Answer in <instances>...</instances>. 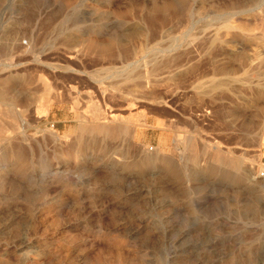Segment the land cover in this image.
I'll use <instances>...</instances> for the list:
<instances>
[{
    "label": "rangeland",
    "instance_id": "rangeland-1",
    "mask_svg": "<svg viewBox=\"0 0 264 264\" xmlns=\"http://www.w3.org/2000/svg\"><path fill=\"white\" fill-rule=\"evenodd\" d=\"M0 125V264H264V0H0Z\"/></svg>",
    "mask_w": 264,
    "mask_h": 264
},
{
    "label": "bare ground",
    "instance_id": "bare-ground-1",
    "mask_svg": "<svg viewBox=\"0 0 264 264\" xmlns=\"http://www.w3.org/2000/svg\"><path fill=\"white\" fill-rule=\"evenodd\" d=\"M218 38V37H217ZM146 79V78H145ZM148 80V79H147ZM147 80H145V81H147ZM150 83V81L148 80L147 81V83L146 84H149ZM152 83V82H151ZM144 83H142L141 85H143ZM153 84V83H152ZM151 84V85H152ZM135 85V84H134ZM137 86H135V87H138V86H141L140 84H136ZM144 86V85H143ZM150 87V86H149ZM139 88V87H138ZM137 88V89H138ZM141 88V87H140ZM149 89V88H148ZM142 90H143V87H142ZM145 90V89H144ZM139 91V90H138ZM141 91V90H140ZM148 91V90H147ZM145 92V91H144ZM141 94V93H140ZM145 94V93H144ZM12 100H14V99H12ZM137 101V100H136ZM10 107H12V106H14V102L13 101H11V104L9 105ZM12 109V108H11ZM96 111V112H95ZM41 114L42 113H44V112H40ZM94 117L95 118H97V119H99L101 116L99 115V111H98V109L97 110H94ZM106 119V118H105ZM101 120V119H100ZM97 121V120H96ZM109 121V120H108ZM111 121V120H110ZM112 122V121H111ZM104 123V122H103ZM2 124V123H1ZM10 126V125H9ZM8 126V127H9ZM95 126V125H94ZM114 129V128H113ZM113 129L111 128V127H96V129H94V130H96L97 132H100V133H102V134H111V132L113 131ZM21 131V130H20ZM85 131V130H84ZM127 131V130H126ZM130 131V129L128 130V132ZM8 132V131H7ZM6 132V128L4 127V125H0V137H2V140H3V143H5V144H3V145H5L4 146V148H2V149H0V158L2 159V162H3V164H5L4 165V168H6L7 167V164H9V163H12V162H16L17 163V168H19V163H21V151L19 152V150L15 147V146H13L11 143H10V140L5 136V134L7 133ZM14 132H16V130H14ZM19 133V132H18ZM21 133V132H20ZM23 133V132H22ZM126 133V132H125ZM124 133V134H125ZM130 133H132V129H131V131H130ZM20 135V134H19ZM53 135H55V134H53ZM133 135H134V133H133ZM12 136H13V134H12ZM18 136V135H17ZM16 136V137H17ZM52 136V135H51ZM53 137V136H52ZM51 137V138H52ZM55 137V136H54ZM24 138V137H23ZM22 138V139H23ZM13 140H14V138H12ZM18 139V138H17ZM56 139H57V137H56ZM0 142H1V140H0ZM25 142V141H24ZM22 144V143H21ZM24 144H26V143H24ZM0 145H2V144H0ZM8 145V146H7ZM21 146H23V145H21ZM9 147V148H8ZM24 148V147H23ZM25 151V150H24ZM194 153H192V156H194L193 155ZM24 158H25V156H24ZM193 158V157H192ZM195 158V157H194ZM26 159V158H25ZM216 159L217 160H221V159H224V161H225V158H224V156H222L220 153H217V155H216ZM227 159V158H226ZM233 160V159H232ZM223 161V162H224ZM237 161V160H236ZM23 162V161H22ZM226 162V161H225ZM25 163H26V161H25ZM25 163H24V165H22L21 164V166H25ZM229 163V162H228ZM27 165H28V163H27ZM232 167L235 169V168H237L238 166H237V164H235V163H233V165H232ZM134 168H137L138 170H142V169H146L147 167L146 166H144V165H142V164H140V165H137V166H135ZM2 172V171H1ZM54 176V175H53ZM55 177V176H54ZM24 242V241H23ZM27 242V241H26ZM7 244V243H6ZM24 244H26V243H24ZM28 245V244H27ZM21 246V245H20ZM23 246V245H22Z\"/></svg>",
    "mask_w": 264,
    "mask_h": 264
},
{
    "label": "built area",
    "instance_id": "built-area-1",
    "mask_svg": "<svg viewBox=\"0 0 264 264\" xmlns=\"http://www.w3.org/2000/svg\"><path fill=\"white\" fill-rule=\"evenodd\" d=\"M260 177H264V173L263 172L260 174Z\"/></svg>",
    "mask_w": 264,
    "mask_h": 264
}]
</instances>
